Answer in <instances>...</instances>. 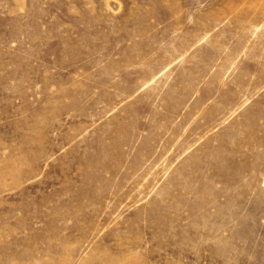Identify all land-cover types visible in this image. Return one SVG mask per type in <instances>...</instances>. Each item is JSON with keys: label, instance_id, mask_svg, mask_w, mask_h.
I'll return each mask as SVG.
<instances>
[{"label": "rangeland", "instance_id": "rangeland-1", "mask_svg": "<svg viewBox=\"0 0 264 264\" xmlns=\"http://www.w3.org/2000/svg\"><path fill=\"white\" fill-rule=\"evenodd\" d=\"M0 264H264V0H0Z\"/></svg>", "mask_w": 264, "mask_h": 264}]
</instances>
